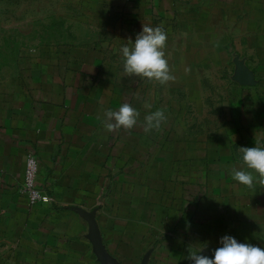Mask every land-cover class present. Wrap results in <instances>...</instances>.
Here are the masks:
<instances>
[{"label":"crops","instance_id":"obj_1","mask_svg":"<svg viewBox=\"0 0 264 264\" xmlns=\"http://www.w3.org/2000/svg\"><path fill=\"white\" fill-rule=\"evenodd\" d=\"M63 3L85 31L0 86V264H100L95 232L118 264H192L225 235L264 247V184L232 176L240 147L264 146V0ZM143 26L167 32L165 84L124 71ZM123 103L137 125L109 131L105 113ZM29 155L50 199L34 207L21 192Z\"/></svg>","mask_w":264,"mask_h":264},{"label":"clouds","instance_id":"obj_2","mask_svg":"<svg viewBox=\"0 0 264 264\" xmlns=\"http://www.w3.org/2000/svg\"><path fill=\"white\" fill-rule=\"evenodd\" d=\"M131 41V40H129ZM167 32L162 27L143 26L136 35L132 46L125 45L121 51L124 59V71L130 76H137L165 84L174 79L165 57ZM139 112L128 103H123L118 110L105 113L107 129L118 131L120 128L133 129L137 125ZM145 131L159 128L165 120V114L158 110L146 118ZM243 167L233 168V179L246 187L254 183L264 184V146L240 147ZM204 248L193 250L188 258L192 264H264V247L247 242H239L235 237L225 235L220 238L219 246L211 256L203 255Z\"/></svg>","mask_w":264,"mask_h":264},{"label":"rangeland","instance_id":"obj_3","mask_svg":"<svg viewBox=\"0 0 264 264\" xmlns=\"http://www.w3.org/2000/svg\"><path fill=\"white\" fill-rule=\"evenodd\" d=\"M70 8L63 0H0V86L14 83L22 61L42 47L74 41L65 31H85L63 19Z\"/></svg>","mask_w":264,"mask_h":264},{"label":"built area","instance_id":"obj_4","mask_svg":"<svg viewBox=\"0 0 264 264\" xmlns=\"http://www.w3.org/2000/svg\"><path fill=\"white\" fill-rule=\"evenodd\" d=\"M38 162L29 155L25 160V171L23 185L21 188L22 195L28 206L34 207L39 204L49 203V197L39 188L37 184Z\"/></svg>","mask_w":264,"mask_h":264},{"label":"water","instance_id":"obj_5","mask_svg":"<svg viewBox=\"0 0 264 264\" xmlns=\"http://www.w3.org/2000/svg\"><path fill=\"white\" fill-rule=\"evenodd\" d=\"M243 82L244 81H247L248 78H249V74L247 73H244L243 74ZM245 83V82H244ZM92 241H93V245H94V252H95V255L98 259V261L100 262V264H118L116 261L112 260L107 254L106 252L104 251L102 245H101V242H100V239L97 235V233L95 232L93 234V238H92Z\"/></svg>","mask_w":264,"mask_h":264}]
</instances>
